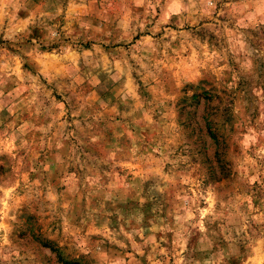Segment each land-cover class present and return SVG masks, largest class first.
<instances>
[{
	"label": "rangeland",
	"instance_id": "1",
	"mask_svg": "<svg viewBox=\"0 0 264 264\" xmlns=\"http://www.w3.org/2000/svg\"><path fill=\"white\" fill-rule=\"evenodd\" d=\"M0 264H264V0H0Z\"/></svg>",
	"mask_w": 264,
	"mask_h": 264
}]
</instances>
